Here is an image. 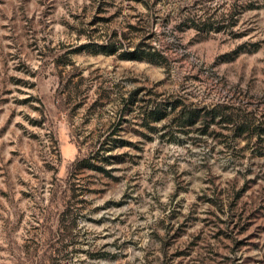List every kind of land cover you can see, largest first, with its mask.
Wrapping results in <instances>:
<instances>
[{
    "label": "rangeland",
    "instance_id": "rangeland-1",
    "mask_svg": "<svg viewBox=\"0 0 264 264\" xmlns=\"http://www.w3.org/2000/svg\"><path fill=\"white\" fill-rule=\"evenodd\" d=\"M58 233L65 264H264V0H0V264Z\"/></svg>",
    "mask_w": 264,
    "mask_h": 264
},
{
    "label": "trees",
    "instance_id": "trees-1",
    "mask_svg": "<svg viewBox=\"0 0 264 264\" xmlns=\"http://www.w3.org/2000/svg\"><path fill=\"white\" fill-rule=\"evenodd\" d=\"M204 21V20H203ZM71 207L70 205L66 204V206L63 208V210L61 211V219H60V222L59 224L61 226L64 227V225L62 224L63 222V217L65 214L67 213H70L71 212ZM72 219V222H73V218ZM74 224V222L72 223ZM63 227H60L59 230H62L61 228ZM57 239H56V242L52 245V248L50 249V251L43 255L42 257V263L43 264H65V261L64 259H62V257L59 256L60 254V251L62 250V248H64L63 244H58V241L62 242V235H59V233L57 234Z\"/></svg>",
    "mask_w": 264,
    "mask_h": 264
}]
</instances>
